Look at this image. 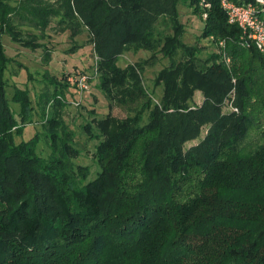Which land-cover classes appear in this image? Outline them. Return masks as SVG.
I'll use <instances>...</instances> for the list:
<instances>
[{"label":"trees","instance_id":"obj_1","mask_svg":"<svg viewBox=\"0 0 264 264\" xmlns=\"http://www.w3.org/2000/svg\"><path fill=\"white\" fill-rule=\"evenodd\" d=\"M47 1L0 0V264H264V57L219 1ZM179 5L207 15L200 38L217 53L202 58L181 41ZM55 19L86 28L98 89L129 113L83 126L98 141L92 179L74 162L81 151L56 111L66 76L38 103L43 133L16 142L34 107L27 89L8 97L1 37L35 49L31 28ZM138 49L170 61L155 80L159 103L142 82V63L117 66Z\"/></svg>","mask_w":264,"mask_h":264},{"label":"rangeland","instance_id":"obj_2","mask_svg":"<svg viewBox=\"0 0 264 264\" xmlns=\"http://www.w3.org/2000/svg\"><path fill=\"white\" fill-rule=\"evenodd\" d=\"M8 1L15 6L21 0ZM48 1L52 5L57 3V0ZM178 12L179 22L183 26L181 41L186 46L200 47V57L202 58H206L211 53H217L216 46L208 40L200 38L203 16L202 18L198 17L191 9L183 5L178 6ZM160 29L163 30L164 27L161 26ZM31 31L36 35L35 42L39 45L35 49L13 41L11 36L3 35L1 37L6 55L10 59L6 71L8 97H12L16 87L27 89L34 107L33 122L25 125L22 136L17 137L16 142L19 143L21 140L32 138L35 134L43 133L42 109L38 103L44 102V99L51 96L56 89L61 90L59 86L55 87V85L63 83V77L66 76L68 87L65 89L63 97L60 95L58 98L64 106L57 105L56 111L62 126L71 132L72 141L81 151L80 156L74 162L87 167L88 179H92L100 170L93 157L98 141L89 139L88 134L83 131V126L86 123H92L95 119L104 118L107 114L117 119H124L129 113L127 109L117 106L114 102H109L98 89L99 74L90 42V34L86 28L83 27L79 32H75L64 24L61 25L59 20L55 19L49 22L44 31H41L40 28H31ZM168 31L171 32L166 29V32ZM138 63L143 64L142 82L146 90L152 96L153 101L159 103L163 87L155 85V80L159 72L170 65L169 59L164 58L158 52L153 53L147 49L130 50L119 58L117 66L123 69L127 65ZM81 73L89 75L90 90L82 96H77L70 78ZM202 99L201 91H195L193 101L200 103ZM54 103L52 99L47 103L46 119L51 113ZM11 105L15 111H18L17 105ZM226 108H228L227 105L224 109ZM205 132L206 128L203 129L202 136ZM196 143L197 141L187 143L186 147ZM38 152L43 157L49 155V149L44 141L38 143Z\"/></svg>","mask_w":264,"mask_h":264},{"label":"built area","instance_id":"obj_3","mask_svg":"<svg viewBox=\"0 0 264 264\" xmlns=\"http://www.w3.org/2000/svg\"><path fill=\"white\" fill-rule=\"evenodd\" d=\"M223 10L226 12L228 23L236 25L241 29L242 39L248 45H252L264 57V0H252L248 3L242 0H218ZM204 8H209V4L202 2ZM206 18V14H202ZM222 45V43H221ZM229 62V60H227ZM70 81L74 85L77 96H82L89 92V75L81 73L71 77ZM75 104V103H74ZM77 105V104H75Z\"/></svg>","mask_w":264,"mask_h":264}]
</instances>
